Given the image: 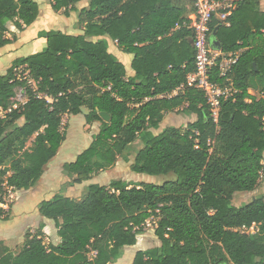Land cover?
<instances>
[{"label":"trees","instance_id":"16d2710c","mask_svg":"<svg viewBox=\"0 0 264 264\" xmlns=\"http://www.w3.org/2000/svg\"><path fill=\"white\" fill-rule=\"evenodd\" d=\"M81 1L51 0V7L66 17L79 11L82 33H42L46 46L17 57L0 75V220L10 219L1 205L9 191L33 187L58 154L66 140L63 116L84 108L87 123L99 122V130L63 164L72 185L113 167L120 157L129 161L127 148L138 138L143 147L132 171L175 176L161 184L115 179L110 185L90 184L80 199L57 193L42 200L40 212L55 221L61 243L29 232L19 249L3 247L0 264L116 262L153 217L160 245L138 250L131 264H264V193L233 203L237 193L254 191L264 174L260 0H241L225 20L215 14L210 21V46L239 53L232 73L239 92L222 100L219 130L202 90L186 86L163 96L196 69L195 33L188 26L194 0H90L79 10ZM39 15L36 0H0V48L18 39L12 27L22 30ZM105 36L133 54L134 75L109 50ZM20 67L27 77L18 75ZM210 78L224 82L218 66ZM18 87H25L27 100L14 107ZM181 107L197 119L185 130L167 126L153 132L167 112ZM253 224L255 232L243 230Z\"/></svg>","mask_w":264,"mask_h":264},{"label":"rangeland","instance_id":"374dc122","mask_svg":"<svg viewBox=\"0 0 264 264\" xmlns=\"http://www.w3.org/2000/svg\"><path fill=\"white\" fill-rule=\"evenodd\" d=\"M36 1L40 5L39 19H37L31 26H28L22 30H19L16 27H12L11 29L18 32L19 35L22 34V41H28L36 35L38 36L37 40H31L20 50V53H23L25 56L39 52L46 46V38L42 36V33L46 31L61 30L75 34L82 33L83 31V26L80 23L79 11H72L71 15L66 17L63 11H55L52 9L51 0ZM76 6L80 10L84 6L88 7L89 5L87 0H82L81 2L77 3ZM6 35L11 37L10 33H7ZM110 44L112 48L113 44L111 41ZM132 55L133 54L131 53L123 51L118 55V58L125 63L128 59V56L132 57ZM11 56L12 55L4 54L0 57V75L6 73L8 67L11 65ZM17 72L22 78L28 76V72L23 71L21 67L17 69ZM29 82L33 87H35V84L32 81ZM251 93L260 96L257 91L251 90ZM26 100L27 97L25 87H18L16 91V97L13 99L14 106L17 107ZM88 111L89 110L87 108H84V111L81 114H65L63 116V130L66 133V140L60 149L58 156L53 159L45 168L46 175L50 176V178L54 177V183L52 186H50V189H47L42 199H48L47 197H50L54 193H63L77 199L81 198L82 195L88 190V186L91 182H94V184L110 185L112 180L121 179L136 184L141 182L161 184L167 179L174 178L175 175L173 173L167 175H150L132 171L131 164L134 161L136 153L141 147H143V141L138 138L127 148V151L130 153L129 161H125L123 157H120L113 167L106 169L107 171L104 173H98V176L90 181L89 184L84 182L81 185H72L69 182L71 179L63 172V164L66 161L74 160L75 157L90 144L93 133L99 130V122H94L91 124L87 123L85 115L88 113ZM196 119V114L185 111L183 110V107H181L176 111L167 112L160 125V128L156 130L153 129V132L157 134L167 126H176L181 130H185L188 124ZM18 122L20 124L23 123L22 120H19ZM262 193H264V174H262L260 177L259 183L254 191L237 193L233 198V203L238 206L248 203L254 198L255 195ZM13 200H15V197L13 198V196H8L6 198V204L1 205L6 210L9 208V206L12 207ZM7 213L9 212L7 211ZM13 213L15 214L14 219L16 220V223L18 225L19 222L22 224L20 220L25 219L26 216L24 214H20V208L17 207L16 211H13ZM157 223L158 219L156 217L147 220L146 224L144 225L143 233L138 235L137 243L140 247L148 249L160 245V241L155 234ZM1 224L4 227L7 223L4 222ZM14 227L13 229H18L17 227L19 226L15 225Z\"/></svg>","mask_w":264,"mask_h":264},{"label":"built area","instance_id":"2783aa9c","mask_svg":"<svg viewBox=\"0 0 264 264\" xmlns=\"http://www.w3.org/2000/svg\"><path fill=\"white\" fill-rule=\"evenodd\" d=\"M239 1L241 0H194V12L189 16L188 26L195 33L196 69L187 75L186 83L181 84L173 93L163 95L171 97L183 91L186 86H195L202 90L207 99L210 116L217 124L218 130L220 129L222 100L234 97L239 92L232 78L233 67L238 61L239 53H227L211 47L208 42V33L213 15L219 14L225 20ZM214 66H218L219 74L224 78L223 84L211 80L210 76ZM29 81L35 84L34 80L29 79ZM3 113V111L0 112V114ZM255 229V224L250 228H243L247 232H255Z\"/></svg>","mask_w":264,"mask_h":264},{"label":"crops","instance_id":"0c3cea01","mask_svg":"<svg viewBox=\"0 0 264 264\" xmlns=\"http://www.w3.org/2000/svg\"><path fill=\"white\" fill-rule=\"evenodd\" d=\"M87 3L89 5L90 0H87ZM84 7H86V6H84ZM260 8H261V10L264 11V0H260ZM216 16L219 19L223 20L221 15L218 14ZM39 17H40V15H39ZM66 33H69V32H66ZM73 34H75V33H73ZM77 34H79V33H77ZM21 35L18 34L19 39L13 40L11 43L0 48V57L3 56L4 54L5 55L6 54L12 55L10 58L11 62H12L17 57L25 56V55H23V53H20V50L24 47V45L26 43L30 42L31 40H37L38 39V36L36 35L35 37H33L32 39H29L28 41L27 40L22 41ZM8 37H10V36H8ZM105 38H107L109 41V50L118 57V55L121 54L123 52V50L118 46L116 41L112 40L108 36H105ZM91 39H96V38H91ZM110 41L113 44L112 48H111ZM133 57H134L133 55H132V57L128 56L127 61L125 63L123 62L127 68V72H128L129 76H132L135 74V71L132 68ZM96 132H94V133H96ZM63 144H62V146H63ZM62 146H61V148H62ZM57 156H58V154L56 155V157ZM66 162H68V161H66ZM106 171L107 170H104V171H101L99 173H104ZM96 176H98V174L94 175L90 180L85 181V183L89 184V182L92 181ZM53 183H54V177L50 178V176L46 175V171H44V173H43L42 177L39 179V181L30 189H27V190L26 189L11 190L10 191L9 196H13V198L15 197V200H13L12 207L9 206V208L6 209V211L9 212L7 214H10L9 215L10 219L7 221L0 220V253H2V250H3L2 247H4V246H8L12 250H17L20 247H22L26 242V234H27L26 232H30V233L42 232V234L44 236V240L46 243L52 242L55 245H58L61 243V238L57 234V228L55 225V221L53 219L44 217L41 214L40 209H39L40 202L42 200H45V199H42L44 196V193L47 191V189H50V186H52ZM81 184H77V185H81ZM90 184H94V182H91ZM86 192L82 195V197L86 194ZM55 194H57V193H54L50 197H47V198L50 199ZM78 199H80V198H78ZM17 207L20 208V214H22V215L24 214L26 216L25 219L20 220L22 222V224L19 222V225L16 223V220L14 219L15 214L13 213V211H16ZM10 209H11V211H10ZM17 215H18V213H17ZM4 222H6L7 224H6V226L3 227V225L1 223H4ZM41 224H43L44 227L41 228ZM15 225L19 226V227H17L18 229H13V227ZM142 249L144 250L145 248L140 247L138 243H136L135 245H132V246H126L123 249L122 256L116 262H111L109 264H131L133 259H134L136 252L138 250H142Z\"/></svg>","mask_w":264,"mask_h":264},{"label":"water","instance_id":"95a60500","mask_svg":"<svg viewBox=\"0 0 264 264\" xmlns=\"http://www.w3.org/2000/svg\"><path fill=\"white\" fill-rule=\"evenodd\" d=\"M216 49H220V45L215 47ZM101 116L106 120L109 121L110 120V116L109 114H107L106 112H101Z\"/></svg>","mask_w":264,"mask_h":264}]
</instances>
